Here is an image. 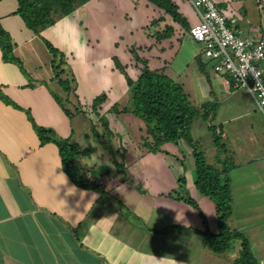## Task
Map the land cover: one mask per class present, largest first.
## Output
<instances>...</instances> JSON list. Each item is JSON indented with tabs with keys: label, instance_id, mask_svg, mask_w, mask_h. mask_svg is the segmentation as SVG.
<instances>
[{
	"label": "crops",
	"instance_id": "1",
	"mask_svg": "<svg viewBox=\"0 0 264 264\" xmlns=\"http://www.w3.org/2000/svg\"><path fill=\"white\" fill-rule=\"evenodd\" d=\"M215 1L226 7L228 16L237 18L236 27L245 33L264 35V0ZM148 3L147 0H87L34 33L17 14V0H0V28L8 34L12 52L22 67L15 61H4L0 47V92L31 111L33 121L50 129L56 135L53 138L75 139L81 153L91 144L86 138L82 140L91 123L67 115L54 97L60 94L56 88L63 90L61 80L82 100L94 99L96 93L92 90H97L108 93L111 102L120 80L128 86L121 73L110 67L114 66L115 56L128 60L131 47L145 45L140 54L149 66L163 69L174 79L167 70L184 46V67L191 69V84L196 93L184 90L196 106L205 101L215 102L214 93L220 91L214 84L232 93L234 90L222 76L210 78L205 74V66L193 49L196 42L184 27L160 40L146 33V22L154 14L151 9L145 10ZM176 4L190 26L195 21L192 6L187 0H178ZM47 43L58 51L56 55ZM126 71L132 79L140 74L136 71L132 76ZM80 73L89 76L94 87ZM100 77L108 79L101 88ZM126 95L129 96L128 89ZM120 97L119 93L115 96V103ZM121 114L129 115L126 121L121 119L123 125L119 116L115 118L117 125L127 130L125 138L122 133L116 143L124 148L119 149L120 161L113 156L116 166L108 170L107 177L101 178L106 191V195H101L76 187L62 169L57 146L53 142L41 145L27 115L0 100V264H236L240 240L233 239L239 242L237 249H231L230 243L222 253H215L204 244L200 233L204 223L199 210L214 233L217 215L214 202L195 186L191 148L180 139L162 144L156 152L143 149L141 131L132 129L143 128L144 122L129 113ZM139 123L141 126L137 128ZM214 125L221 131L222 140L226 138L221 125ZM229 149L230 146L226 147L222 157L228 156ZM84 156H78L80 168L88 167L89 174L97 178L99 174H95ZM261 177H264V162L258 168V177L247 179L242 173L235 189L230 179L233 212L229 227L246 236L252 255L259 264H264V178ZM180 178L184 179L182 187L177 182ZM174 190L181 197H191L199 209L170 195Z\"/></svg>",
	"mask_w": 264,
	"mask_h": 264
},
{
	"label": "trees",
	"instance_id": "2",
	"mask_svg": "<svg viewBox=\"0 0 264 264\" xmlns=\"http://www.w3.org/2000/svg\"><path fill=\"white\" fill-rule=\"evenodd\" d=\"M19 14L24 23L34 33H39L42 29L49 26L53 20L49 18L50 10L56 5L67 2V10L62 12L64 15L74 10V5L84 3L87 0H17ZM158 8L169 14L174 21H177L182 27L189 30V24L183 14L179 11L178 5L170 0H148ZM77 2V3H76ZM155 38L165 39L173 34L172 27L156 31ZM48 48L56 55L58 51L49 43ZM0 47L2 49L3 60L6 62H17L20 67L21 63L12 52V45L8 34L0 28ZM137 50L135 47L130 51ZM135 61L140 62L142 69L136 79H132L126 72V67L120 63V60L114 57V65L122 72L128 86V104L118 110L119 113H129L143 120L146 124L147 134L153 141L148 143L144 141V146H149L148 150L156 152L164 143H176L178 140H184L191 148L194 158V167L196 172L195 186L205 196H208L215 204L217 215V232H211L206 226V218L199 214L204 223V229L200 232L204 244L215 253H222L230 245L231 240H240V256L236 264H259L258 260L252 255L251 246L242 233L228 226L233 212V197L231 191V182L228 176L229 170L234 168L232 158L226 154V145L222 140L221 131L216 130V125L209 123L207 128L213 135V143L217 154L216 164L206 162L204 152L197 148L198 140L191 137V127L195 119L201 118L204 121H211L215 116L217 106L213 102L205 101L200 106L191 103L188 94L180 83L173 80L160 68H151L145 57L136 56L132 53ZM22 68V67H21ZM61 87L68 91L69 87L66 82L60 80ZM56 101L62 106L64 112L69 115V111L62 104L59 96H54ZM105 94L97 95L93 100L94 103H102ZM0 100L5 104L12 105L15 109L23 111L31 120L34 131L36 132L40 144L53 142L57 148L61 159V166L64 173L69 177L71 182L79 188L94 190L101 195H106L103 181L100 177L93 178L91 175L82 174V170L77 164L80 154H87L85 150H77L76 144L70 141V138H53L52 131L43 126L37 125L28 109H24L11 101L7 96L0 92ZM104 126L107 127L106 121ZM96 132V131H95ZM110 133V131H109ZM108 133V135H109ZM51 135V136H50ZM97 135V134H96ZM230 156V155H229ZM223 160H222V159ZM226 158V159H225ZM229 159V161L227 160ZM231 160V161H230ZM122 165V164H120ZM178 185L184 184V179L180 178ZM179 192L172 191L170 195L183 199L192 207L199 209L198 204L191 197H181Z\"/></svg>",
	"mask_w": 264,
	"mask_h": 264
},
{
	"label": "rangeland",
	"instance_id": "3",
	"mask_svg": "<svg viewBox=\"0 0 264 264\" xmlns=\"http://www.w3.org/2000/svg\"><path fill=\"white\" fill-rule=\"evenodd\" d=\"M170 1L176 4L178 0H170ZM179 1L181 2V0ZM185 1L186 0H184V2ZM213 1L216 3L215 0ZM216 5L223 12L227 14L226 7H221L217 3ZM67 6H68L67 2H63V4L56 5V7L53 8V10L55 9V11L49 14V18L52 20H56L57 18H60L63 14L62 12H64V10H67L66 9ZM75 6L76 5H74V7ZM150 9L151 11L153 10L154 14L152 18L146 22V26H145V31L149 36H152V38H155V35L157 34L156 31H159V30L163 31V29H166L167 27H172L173 34L174 32L181 30L180 28L181 25L177 21H174L173 18L169 14L165 13L163 9L158 8L151 2L148 3L147 9L145 10H150ZM239 14L242 16L241 13ZM194 17H195V21H194L195 23L197 21V16L194 14ZM245 34L252 35L256 33L252 31H248ZM256 35H258V33ZM120 42L124 43L122 40H120ZM145 47H146L145 45H140L138 47H135L137 49L136 51L135 49L130 51L132 48H134V47H131L130 50L128 51L129 53L128 60H124V59L120 60L113 53H112V56H115V58L120 60V63H122L123 66H125L126 69L129 70L131 75L133 76V74L135 75L136 71H140L142 69V65L140 62L135 61L132 53L136 52L137 53L136 56L143 57L140 54V52L144 51ZM183 47H182L181 52L177 53V55L174 58V61L170 64L171 66L167 70V73L169 75H174L173 78L177 79L178 80L177 82L180 83L182 87L185 88V90L187 89L191 92V94H193V92L196 93V90H195L194 85L192 87V84H191L192 72H191L190 67L187 69L184 67V63H186V61H184L183 59L184 56L182 55ZM195 47L196 49L193 47L195 51V56L201 63L204 64L205 74L207 73V75L210 76V78L211 76L219 77L220 75L214 70V62L203 59L200 54V48L198 47L197 44H195ZM178 49L179 48H177L176 50L178 51ZM124 52L127 53L126 50ZM186 52L187 50L185 48V53ZM133 65H135V68ZM190 66L193 67L192 62L190 63ZM108 68L109 67H105L103 69H108ZM110 69H114V71H117V70L119 71V69H117L115 65L110 67ZM119 72L121 73V76L124 77L122 72L121 71ZM80 74L82 76H85L86 81L91 82V86L94 87V83L92 82V80L90 81L89 76L84 75L82 73ZM70 77L71 76L68 75V78ZM101 78L102 77L98 78L99 88L105 86L106 82H108V79L106 78L101 79ZM72 85H75V83L73 82ZM119 85L120 86H118L117 93H114V92L112 93V98L114 99L110 102L109 101L110 96L107 93L105 94V98L102 103H94L93 99L87 100V101L84 99L82 100L79 98V95L76 94V91L70 87L68 91H65L64 89L63 91L61 88L60 90L59 88H56V90L60 93L59 97L62 100V104L65 106V108L68 109L69 114L72 117L77 116L91 123L90 131L87 132V135L82 136V140L86 138L89 140V142H91L92 145L91 144L88 145L86 149L88 153L82 154V155H85L84 156L85 161L92 165V168L95 169V174L97 175L99 174L100 179L107 177V174L109 173L108 170L116 166L114 164L115 162H114L113 156L117 157L115 159H118V161H120L119 157L121 156L122 152L119 149L124 148L123 145H120V147H118L116 143L121 139L122 133H123V137L125 138L124 131H127V130H124L121 126L119 127L117 125L115 118L118 119V116H119L120 123L121 125H123L122 122H124V120L126 121L127 120L126 117L129 116V115L125 116L124 114H121V113L119 114L118 112L119 109L121 110L123 108V105L128 104V96L126 95V91L128 88H126V84L122 82V80H120ZM214 86H215L214 88H217L220 91V93L218 92L214 93L216 100L213 103H215L214 105L217 106L216 117H214L211 121H204L201 118L195 119L191 127V137L193 139L198 140V142H196V146L198 149L204 152L206 162L216 164V159L214 158V154L216 155L217 151L213 143L212 132L208 130L207 125L209 123L221 125L223 130H225V132L227 133V137L226 138L223 137V141L226 144L227 148H229V146L231 147V150L229 149L228 158L229 157L232 158L233 165L235 167L229 170L228 176L229 178L231 177L230 179L233 180L234 189H235L237 180L241 176L242 173H245L247 179L248 178L252 179L256 175L258 177V168H261L264 162V117L262 116V113L258 109L253 98L251 97L249 92L244 87L242 86L231 87L232 90L234 91L232 93L230 92L227 93L220 84L219 85L214 84ZM193 88H194V91H193ZM120 91H123V92H120ZM92 92L96 93L94 94L93 97L97 96V94L98 95L104 94L101 91H97V90H92ZM118 93L121 97L119 99V102L115 103L116 101L115 96H117ZM88 94L90 96V93ZM80 102H83V104ZM136 118L141 120L143 123L142 119L138 117ZM121 119H124V120L121 121ZM105 121H106L107 127L104 126ZM143 125H144L143 128H140V129L131 128V129L133 131L134 130L141 131L139 133L142 136L141 141H140V146H142L143 149H148L149 146L147 144L144 146V141H148V143H151L153 139L151 138V136L147 134L146 124L144 123ZM139 126H141L140 123L138 124L137 128H139ZM52 135L56 137L55 134L52 133ZM70 141L72 143H76L75 139H70ZM96 147L99 151L95 149ZM100 150H103V151H100ZM123 152H125V150H123ZM88 155L90 159L88 158ZM112 157H113V160H112ZM228 158L227 160L229 161ZM79 162L80 160L78 161V166L80 167L81 165L79 164ZM118 166L120 167V164H118ZM86 168H83V169L80 168L82 170L81 172L83 175L89 174L88 172L89 170H87ZM232 170H235L236 172L234 173L232 172ZM261 178H264V177H261ZM231 187H232V184H231ZM247 191L249 192L250 190L247 189ZM255 196L258 199V192L255 194ZM228 226L232 227L231 220L228 221ZM230 243H231V247H230L231 249H237L236 244L239 242H237L236 240L235 241L231 240ZM226 250L228 249H225L223 252H226ZM234 253L236 254V252ZM238 255L240 256L239 251H238Z\"/></svg>",
	"mask_w": 264,
	"mask_h": 264
},
{
	"label": "built area",
	"instance_id": "4",
	"mask_svg": "<svg viewBox=\"0 0 264 264\" xmlns=\"http://www.w3.org/2000/svg\"><path fill=\"white\" fill-rule=\"evenodd\" d=\"M187 1L197 16L187 34L202 58L231 87H244L264 115V35L245 34L213 0Z\"/></svg>",
	"mask_w": 264,
	"mask_h": 264
}]
</instances>
